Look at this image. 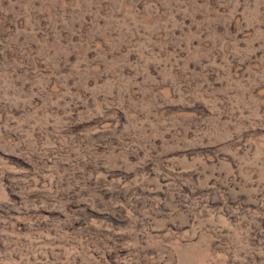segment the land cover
Wrapping results in <instances>:
<instances>
[{"label":"rangeland","instance_id":"rangeland-1","mask_svg":"<svg viewBox=\"0 0 264 264\" xmlns=\"http://www.w3.org/2000/svg\"><path fill=\"white\" fill-rule=\"evenodd\" d=\"M0 264H264V0H0Z\"/></svg>","mask_w":264,"mask_h":264}]
</instances>
